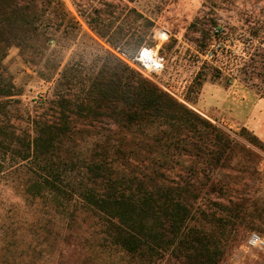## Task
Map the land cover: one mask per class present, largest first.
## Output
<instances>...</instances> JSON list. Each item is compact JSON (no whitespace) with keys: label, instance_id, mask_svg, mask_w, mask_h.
I'll return each instance as SVG.
<instances>
[{"label":"trees","instance_id":"trees-1","mask_svg":"<svg viewBox=\"0 0 264 264\" xmlns=\"http://www.w3.org/2000/svg\"><path fill=\"white\" fill-rule=\"evenodd\" d=\"M40 22L21 7L0 8V155L23 176L24 195L37 212L2 225L0 264H44L62 258L77 239L121 253V264H220L235 231L255 227L254 218L246 203L229 201L217 204L221 214L210 216V231L191 225L205 190L202 173L194 166L175 172L169 164L182 165L188 156L217 169L232 139L127 65L118 78L96 77L78 102L67 87L51 114L31 128L18 126L12 108L21 102L5 55L14 45L37 44ZM97 114L114 120L74 122ZM93 132L99 139H89ZM251 142L264 149L253 134ZM81 220L91 221L92 240L83 238Z\"/></svg>","mask_w":264,"mask_h":264},{"label":"rangeland","instance_id":"rangeland-1","mask_svg":"<svg viewBox=\"0 0 264 264\" xmlns=\"http://www.w3.org/2000/svg\"><path fill=\"white\" fill-rule=\"evenodd\" d=\"M3 6L21 7L36 16L43 32L32 48L14 45L5 55L19 94L15 99L21 102L12 108L18 126L31 128L33 120L51 114L67 87L68 97L78 102L96 77L118 78L122 66H129L232 139L233 148L217 169L188 156L180 159L182 165H176L178 159L169 165L175 172L194 166L202 173L205 190L191 225L210 231V216L221 214L217 204L230 206L229 201L246 203L247 214L254 218L255 227L241 225L235 231L220 264H264V253L248 246L251 234L264 238V149L227 116L243 123L256 112L254 96L245 98L243 92L264 99V0H0ZM215 29L221 31V50L214 46ZM143 47L155 48L166 59L160 75L148 76L135 62ZM113 120L102 114L74 117L79 125ZM99 133L89 139H99ZM22 178L0 155V248L6 235L2 225L25 221L36 212L24 195ZM90 224L77 223L88 241ZM78 247L83 254L77 253ZM122 257L77 239L65 245L62 258L44 264H121ZM156 264L171 263L165 259Z\"/></svg>","mask_w":264,"mask_h":264},{"label":"built area","instance_id":"built-area-1","mask_svg":"<svg viewBox=\"0 0 264 264\" xmlns=\"http://www.w3.org/2000/svg\"><path fill=\"white\" fill-rule=\"evenodd\" d=\"M162 35H166L162 33ZM215 44L217 50L222 49V43L220 41L221 31L219 29L214 30ZM141 70L148 76H158L164 72L166 68V59L155 48L143 47L141 48L135 57ZM248 246L250 248L258 249L264 253V238L260 235L253 233L248 240Z\"/></svg>","mask_w":264,"mask_h":264},{"label":"crops","instance_id":"crops-1","mask_svg":"<svg viewBox=\"0 0 264 264\" xmlns=\"http://www.w3.org/2000/svg\"><path fill=\"white\" fill-rule=\"evenodd\" d=\"M224 91L227 92L226 90ZM240 92L241 91H239V93ZM228 93H231L233 95L238 94L233 92L232 90H229ZM249 95H253L255 98L254 105L256 106V112L252 116L247 117V119L243 123L235 121V119H233L230 115L224 113L221 109H219V113L227 115L230 119H232L234 123L246 128L264 144V99H261L252 92H243V96L245 98H249Z\"/></svg>","mask_w":264,"mask_h":264}]
</instances>
